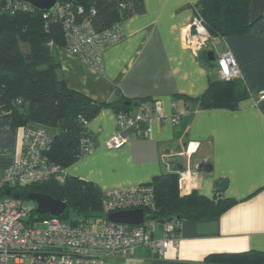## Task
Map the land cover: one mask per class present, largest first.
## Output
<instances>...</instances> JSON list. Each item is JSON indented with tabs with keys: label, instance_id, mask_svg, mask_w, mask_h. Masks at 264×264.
Here are the masks:
<instances>
[{
	"label": "crops",
	"instance_id": "0c3cea01",
	"mask_svg": "<svg viewBox=\"0 0 264 264\" xmlns=\"http://www.w3.org/2000/svg\"><path fill=\"white\" fill-rule=\"evenodd\" d=\"M200 1L141 0L142 8L124 20L122 38L102 52L99 69L65 47L52 48L66 85L90 99L108 102L120 92L133 102L124 111L132 115L140 104L156 100L165 116L172 115L174 102L182 113L176 126L152 121L144 137L128 129L127 144L109 150L105 142L117 132V112L101 109L89 123L96 149L67 168L69 176L91 181L106 192L150 184L173 171L179 174L182 195L197 191L213 198L219 183L227 180L223 197L236 202L218 217L183 221L178 251L153 257L138 248L124 264H197L210 254L264 252V0L251 3L254 32L212 39L203 50L212 51L216 59L225 53L236 59L249 92L238 110L188 109L184 102L186 96L200 97L211 79L218 78L216 66L184 44V29ZM23 130L0 117V171L21 157Z\"/></svg>",
	"mask_w": 264,
	"mask_h": 264
},
{
	"label": "trees",
	"instance_id": "16d2710c",
	"mask_svg": "<svg viewBox=\"0 0 264 264\" xmlns=\"http://www.w3.org/2000/svg\"><path fill=\"white\" fill-rule=\"evenodd\" d=\"M9 1L16 0H2L0 11V117L10 118L17 128L47 130L53 137L48 152L50 161L67 169L84 158L79 148L80 140L90 137L89 123L97 113L106 107L117 113L129 111L133 102L117 92L114 100L99 103L69 88L60 75V63L52 49L66 44L58 14L50 12L46 15L33 7L25 9L24 5L17 10L7 9ZM17 1L23 3V0ZM251 3L252 0H201L194 4V9L204 18L212 39L225 38L254 32ZM90 4L98 10L95 19L98 30L109 29L126 20L135 8H142L141 0H92ZM52 42L54 46L50 45ZM207 54L202 52L199 58L217 68L216 63L207 61ZM247 98L249 92L240 79L227 81L218 77L211 79L200 97L186 96L184 102L188 109L238 110ZM150 185L156 194V219L170 222L178 231L183 221L218 217L236 203L224 198L219 190L213 198L204 197L197 191L182 195L178 172L157 176ZM9 192L10 196L27 201H30V194L42 193L65 202L67 209L59 218L66 222L104 216L102 190L80 177L67 174L62 183L50 180L15 185L3 194ZM29 213L39 220L52 217L51 214H38L35 207ZM197 264H264V252L210 254Z\"/></svg>",
	"mask_w": 264,
	"mask_h": 264
},
{
	"label": "built area",
	"instance_id": "2783aa9c",
	"mask_svg": "<svg viewBox=\"0 0 264 264\" xmlns=\"http://www.w3.org/2000/svg\"><path fill=\"white\" fill-rule=\"evenodd\" d=\"M22 5L25 9L30 7L17 0L9 1L6 6L17 10ZM54 12L63 23L65 48L94 68H101L102 52L122 38L124 21L98 30L95 25L98 10L88 3H58ZM195 12V18L184 29V44L199 56L212 37L201 13ZM50 45L54 46L53 42ZM215 63L219 78L240 79L241 70L231 53L220 55ZM181 118L176 102L171 116L163 114L161 101L142 103L135 115L124 111L117 113V132L105 146L109 150H119L128 142L124 134L128 129L144 137L151 132L152 121L176 126ZM52 142L53 137L47 130L24 128L21 157L11 167L0 171V264L11 261L16 264H107L113 258L133 257L138 248H145L153 257H163L170 249H180L178 230L170 222L156 219V194L150 184L103 192L104 216L75 223L63 221L57 215L42 220L37 216L33 218L20 199L11 198L8 193L4 195L3 191H10L15 185L65 181L66 169L49 159ZM79 148L84 157L96 149L89 136L80 140ZM137 209L144 211L142 224H120L108 219L112 213ZM38 221L40 227L36 225Z\"/></svg>",
	"mask_w": 264,
	"mask_h": 264
},
{
	"label": "water",
	"instance_id": "95a60500",
	"mask_svg": "<svg viewBox=\"0 0 264 264\" xmlns=\"http://www.w3.org/2000/svg\"><path fill=\"white\" fill-rule=\"evenodd\" d=\"M63 1L76 3L78 5H85L92 0H63ZM24 2L30 7H33L40 12L50 13L56 9L59 0H24ZM1 8L2 7L0 0V11ZM208 57L211 62L216 61V57L214 56V53L212 51L208 53ZM226 186H227V180H222L218 186L219 191L221 192L225 191ZM29 199L35 204L37 213L41 215L51 214V215L60 216L67 209V204L65 202L56 200L48 194L32 193L29 195ZM108 219L110 221L120 224L139 225L142 224L144 220V211L141 209L131 210V211H121L110 214L108 216ZM170 221H174V219H170Z\"/></svg>",
	"mask_w": 264,
	"mask_h": 264
},
{
	"label": "rangeland",
	"instance_id": "374dc122",
	"mask_svg": "<svg viewBox=\"0 0 264 264\" xmlns=\"http://www.w3.org/2000/svg\"><path fill=\"white\" fill-rule=\"evenodd\" d=\"M10 193H8V195H9ZM9 197H13V196H9ZM21 199V201H23V203H24V206L27 208V210L28 211H30L33 207H35V204L32 202V201H27L25 198H20ZM37 226H41V222L40 221H38L37 222V224H36ZM127 259V258H126ZM126 259H124V258H118V259H110V260H108V264H124V261L126 260ZM113 260V261H112ZM11 262H13V261H11ZM11 264H13V263H11Z\"/></svg>",
	"mask_w": 264,
	"mask_h": 264
},
{
	"label": "clouds",
	"instance_id": "9594fccd",
	"mask_svg": "<svg viewBox=\"0 0 264 264\" xmlns=\"http://www.w3.org/2000/svg\"><path fill=\"white\" fill-rule=\"evenodd\" d=\"M23 2H24V0H23ZM65 2H67V1H65ZM91 2V1H90ZM90 2H88V4L90 3ZM25 3V2H24ZM60 3V2H59ZM86 5V4H85ZM2 9V8H1Z\"/></svg>",
	"mask_w": 264,
	"mask_h": 264
}]
</instances>
